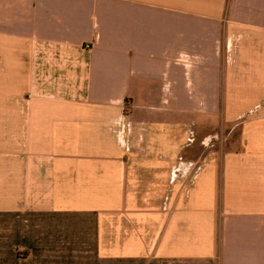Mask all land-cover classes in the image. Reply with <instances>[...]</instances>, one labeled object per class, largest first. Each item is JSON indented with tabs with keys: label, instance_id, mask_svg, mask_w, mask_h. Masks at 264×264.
<instances>
[{
	"label": "crops",
	"instance_id": "obj_1",
	"mask_svg": "<svg viewBox=\"0 0 264 264\" xmlns=\"http://www.w3.org/2000/svg\"><path fill=\"white\" fill-rule=\"evenodd\" d=\"M0 264H264V0H0Z\"/></svg>",
	"mask_w": 264,
	"mask_h": 264
},
{
	"label": "rangeland",
	"instance_id": "obj_2",
	"mask_svg": "<svg viewBox=\"0 0 264 264\" xmlns=\"http://www.w3.org/2000/svg\"><path fill=\"white\" fill-rule=\"evenodd\" d=\"M126 112H128V110L126 109ZM230 134L228 136L225 137V134H222L221 132H215V134H212L208 141L207 144L208 146L212 145H218L221 144L222 148L225 149H229L232 147H238L239 146V133H240V129L238 125H235L232 127V130H230ZM215 148V147H214Z\"/></svg>",
	"mask_w": 264,
	"mask_h": 264
}]
</instances>
